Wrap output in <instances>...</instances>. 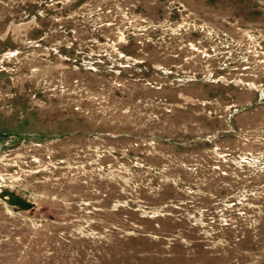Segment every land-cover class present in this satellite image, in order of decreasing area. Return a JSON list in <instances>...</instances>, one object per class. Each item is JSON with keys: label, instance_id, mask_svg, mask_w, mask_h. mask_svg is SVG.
<instances>
[{"label": "rangeland", "instance_id": "obj_1", "mask_svg": "<svg viewBox=\"0 0 264 264\" xmlns=\"http://www.w3.org/2000/svg\"><path fill=\"white\" fill-rule=\"evenodd\" d=\"M0 264H264V0H0Z\"/></svg>", "mask_w": 264, "mask_h": 264}]
</instances>
